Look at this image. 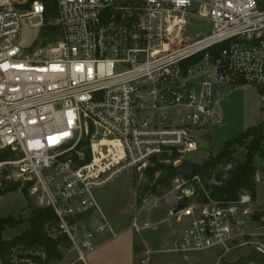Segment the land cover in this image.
<instances>
[{"label":"built area","instance_id":"1","mask_svg":"<svg viewBox=\"0 0 264 264\" xmlns=\"http://www.w3.org/2000/svg\"><path fill=\"white\" fill-rule=\"evenodd\" d=\"M54 4L58 34L43 42V0H0V150L17 155L0 165L11 168L5 178L29 182L40 193L84 261L96 235H117L95 189L125 171L146 178L157 162L195 161L189 154L204 150L203 142L224 125L211 79L256 86L264 97V6L259 0ZM190 18L205 20L209 33L181 36ZM24 21L39 29L37 42L20 43ZM152 183L146 194L135 191L129 228H152L146 219L165 211L180 223L166 251L208 250L264 233V213L255 218L257 199L246 190L234 201L207 193L199 201L197 178L173 177L159 192ZM255 183L264 185L259 170Z\"/></svg>","mask_w":264,"mask_h":264},{"label":"rangeland","instance_id":"2","mask_svg":"<svg viewBox=\"0 0 264 264\" xmlns=\"http://www.w3.org/2000/svg\"><path fill=\"white\" fill-rule=\"evenodd\" d=\"M260 1L264 6V0ZM209 31L210 27L206 25L205 20L190 18L181 36L195 38L206 35ZM38 38L39 29L24 21L20 43L33 44ZM210 81L212 97L213 100H218L217 106L224 117V125L212 132L211 141L203 142L204 150L189 154V158L195 161L215 154L225 140L237 137L246 128L264 123V97L259 88L253 85L233 87L213 82L212 79ZM249 139L250 137L246 141ZM243 153L244 147L237 146L234 157L242 159ZM262 153V157H256L254 163L256 169L264 175L262 170L264 142ZM0 169L11 173L8 166L0 165ZM20 183L23 186L29 184L26 187V195L17 189L0 196V217L11 215L19 221L15 227H5L2 233L5 239L24 230L27 223L21 220L29 216L34 206L43 204L40 193L32 189L31 183L22 181ZM148 185L144 175L136 171H125L104 186L95 189L94 194L99 207L117 235L112 236L108 232L96 235L93 239L95 248L85 255L84 261L78 260L70 247L63 249V260L60 264H264V233L259 230L255 234L235 239L223 247L186 253L166 251L170 241L178 233L180 223L166 218L165 211L160 210L156 216L151 215L146 219L153 223L152 228L135 233L129 228L134 215L130 205L134 201L135 191L138 194L144 189L146 194ZM256 192L258 209L264 210V185L257 184Z\"/></svg>","mask_w":264,"mask_h":264},{"label":"trees","instance_id":"3","mask_svg":"<svg viewBox=\"0 0 264 264\" xmlns=\"http://www.w3.org/2000/svg\"><path fill=\"white\" fill-rule=\"evenodd\" d=\"M45 3V23L41 28L40 37L43 42L54 41L58 34V25L54 23V0H43ZM260 4L262 3L259 0ZM222 44L213 47L216 52ZM199 56L187 61L194 62ZM260 93L262 94V90ZM250 137L249 141L246 139ZM264 123L250 126L233 139L225 140L215 154L201 158L199 161L181 160L173 166L171 163H156L155 168L146 171L147 182L151 191L159 192L170 184L173 177H180L199 183L195 184V193L199 201L206 200V194L217 201L228 202L237 199L240 192L246 190L251 197L257 199L255 174V158L263 155ZM237 146L244 147L242 159H236L234 153ZM176 155H173L174 158ZM17 155L9 150H0V161L14 160ZM7 167V166H5ZM264 172V167H263ZM8 172L0 169V196L7 192L20 189L26 195V187L20 181H14L5 176ZM156 174V176H155ZM196 177V178H194ZM144 190V189H143ZM264 213L259 210L255 216L258 220ZM21 222L27 226L20 233L9 239L3 238L6 226L15 227L19 221L11 215L0 217V262L1 264H60L63 260V249L70 247V241L65 233L59 230L58 221L52 209L46 205L34 206L29 216Z\"/></svg>","mask_w":264,"mask_h":264},{"label":"water","instance_id":"4","mask_svg":"<svg viewBox=\"0 0 264 264\" xmlns=\"http://www.w3.org/2000/svg\"><path fill=\"white\" fill-rule=\"evenodd\" d=\"M263 111H264V107H263ZM90 129L92 128L91 124L89 125ZM182 206L178 205L176 209H180Z\"/></svg>","mask_w":264,"mask_h":264}]
</instances>
